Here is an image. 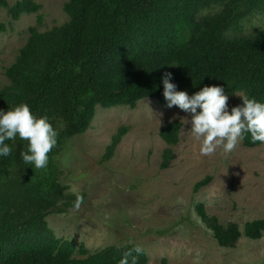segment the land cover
<instances>
[{
	"label": "trees",
	"instance_id": "obj_1",
	"mask_svg": "<svg viewBox=\"0 0 264 264\" xmlns=\"http://www.w3.org/2000/svg\"><path fill=\"white\" fill-rule=\"evenodd\" d=\"M0 9L14 21L39 11L29 0L13 7L0 0ZM63 9L68 20L60 27L29 30L26 44L5 70L8 84L0 89V109L27 104L58 132L45 169L23 162L27 141H6L12 152L0 157V264H119L124 252L135 247L110 246L89 254L74 240L56 238L46 222L75 205L77 197L66 195L58 180V157L66 142L91 129L97 107L135 109L144 99L167 106L166 72L177 90L190 96L215 85L228 99L242 94L264 103V28L233 35L260 17L264 0H68ZM241 103L230 104L229 111ZM181 127L171 122L161 128L159 136L168 147L178 143ZM125 133L121 128L112 137L103 162L111 160ZM242 144L253 149L262 143L247 134ZM174 158L167 149L161 168ZM210 181L196 184L194 192ZM195 209L221 248H234L241 237L257 241L264 236V220L240 230L208 217L202 204ZM146 263L142 252L137 264ZM160 264L169 263L163 259Z\"/></svg>",
	"mask_w": 264,
	"mask_h": 264
},
{
	"label": "rangeland",
	"instance_id": "obj_2",
	"mask_svg": "<svg viewBox=\"0 0 264 264\" xmlns=\"http://www.w3.org/2000/svg\"><path fill=\"white\" fill-rule=\"evenodd\" d=\"M19 1L24 0H6L9 7ZM29 1L39 11L21 15L18 21L0 9V89L8 84L5 70L26 44L29 30L47 32L68 20L63 9L68 0ZM262 28L264 12L233 35L248 36ZM239 96L230 97L228 106ZM184 120L191 116L151 99L140 101L135 109L97 107L91 129L66 142L58 157V180L66 195L77 198L73 207L46 219L54 236L74 240L89 254L110 246H139L146 264L163 259L169 264H263L264 236L257 241L241 237L234 248H221L195 207L202 204L208 217L240 230L246 223L264 220V143L249 149L241 141L231 153L218 148L202 156L201 141ZM171 122L182 127L178 143L168 147L159 133ZM121 128L125 135L111 160L103 162ZM169 148L175 158L162 169V155ZM207 177L209 184L194 192Z\"/></svg>",
	"mask_w": 264,
	"mask_h": 264
},
{
	"label": "clouds",
	"instance_id": "obj_3",
	"mask_svg": "<svg viewBox=\"0 0 264 264\" xmlns=\"http://www.w3.org/2000/svg\"><path fill=\"white\" fill-rule=\"evenodd\" d=\"M172 80L171 73L163 74L167 107L176 106L191 116L190 121H184L191 124V133L201 141L202 156H211L218 148L226 154L231 153L247 134L251 135L252 142L264 143V103L246 95L239 96L242 103L229 111L228 96L222 87L205 86L190 96L186 91H178ZM17 137L28 142L27 151L21 152L23 162L36 169H45L58 137L48 117H36L27 104L6 112L0 109V157L10 156L12 149L6 141H14ZM81 202L82 197H79L77 207ZM133 252L137 255L133 256ZM142 252L139 246L124 252L119 264H129V258L131 264H137V256Z\"/></svg>",
	"mask_w": 264,
	"mask_h": 264
}]
</instances>
